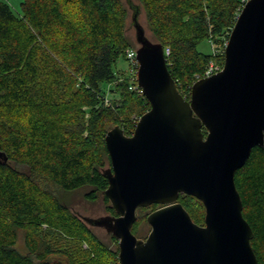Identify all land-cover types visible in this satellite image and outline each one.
Listing matches in <instances>:
<instances>
[{
	"label": "trees",
	"instance_id": "obj_1",
	"mask_svg": "<svg viewBox=\"0 0 264 264\" xmlns=\"http://www.w3.org/2000/svg\"><path fill=\"white\" fill-rule=\"evenodd\" d=\"M134 1L154 42L169 50L168 72L188 100L209 63L222 67L247 0ZM20 10L0 0V264H119L114 237L111 247L100 241L65 198L77 191L89 202L101 196L114 215L103 194L104 138L114 126L130 136L149 110L129 90L131 76L115 72L134 50L129 10L123 0H22ZM202 41L211 55L197 50ZM234 182L252 250L264 264V147L252 149ZM178 203L203 224L198 200L182 195ZM138 220L132 233L140 238ZM21 234L24 253L15 247Z\"/></svg>",
	"mask_w": 264,
	"mask_h": 264
},
{
	"label": "water",
	"instance_id": "obj_2",
	"mask_svg": "<svg viewBox=\"0 0 264 264\" xmlns=\"http://www.w3.org/2000/svg\"><path fill=\"white\" fill-rule=\"evenodd\" d=\"M127 5L137 86L149 110L130 136L118 126L105 135L103 194L114 215L80 219L114 237L119 264H258L234 176L253 148L264 147V0L243 4L221 70L196 80L188 100L168 72L163 46L139 23L141 9ZM182 195L202 204V226L178 203ZM153 205L160 208L146 215L150 231L140 239L132 233L138 210Z\"/></svg>",
	"mask_w": 264,
	"mask_h": 264
},
{
	"label": "rangeland",
	"instance_id": "obj_3",
	"mask_svg": "<svg viewBox=\"0 0 264 264\" xmlns=\"http://www.w3.org/2000/svg\"><path fill=\"white\" fill-rule=\"evenodd\" d=\"M5 1L9 4V6L13 9V11L17 14H19L21 12L20 10V3L22 2V0H2ZM123 2L126 4L127 8V0H123ZM131 2L135 5V1L131 0ZM129 10V16H128V22H127V34L128 37L130 38V40L133 43V47L134 49H136V44L134 42V31L130 25V21H131V15H132V11L128 8ZM139 23L142 25V27L145 30L146 36L152 41L154 42V39H152L149 31L146 28V22H145V17H144V13L141 10L140 15H139V19H138ZM197 50L205 55H211L213 53V47L212 45L207 42V41H202L198 46H197ZM132 64L129 63V61H126L122 58H120L117 63H116V67H115V72L117 71L118 73L121 74H126V75H131L132 74ZM107 166H105L104 168H107ZM84 191H77L74 193H71L69 196H67L65 198V201L67 202V206L69 207V209L79 218L83 219V218H87V219H96V218H100V217H104L107 215H110V213L107 212L106 208L108 206V204H105L103 202V200L101 199V196H99L95 201L93 202H89L86 199H84L83 197ZM149 212H145V213H139L138 214V230L141 233V237L140 239L145 238L149 231L150 228L148 227L147 223L144 220V215L148 214ZM94 234L96 235V237L102 241L104 244H107L109 247H111V243H110V236H108L103 230L101 229H93ZM16 249L21 252L24 253V243H23V237L22 234L18 237V240L16 242Z\"/></svg>",
	"mask_w": 264,
	"mask_h": 264
},
{
	"label": "built area",
	"instance_id": "obj_4",
	"mask_svg": "<svg viewBox=\"0 0 264 264\" xmlns=\"http://www.w3.org/2000/svg\"><path fill=\"white\" fill-rule=\"evenodd\" d=\"M164 53H165V57L168 55L169 50L168 49H164ZM125 57L126 59L129 61L130 64H132V68H133V72L130 75L131 76V81L133 82V84H131V86L129 87V90H133L136 91L139 95L143 96L142 90L137 86V81H136V72H137V62L135 60V49H129L125 52ZM222 68V67H221ZM221 68L214 64V63H209V65L207 66L204 75L202 78L204 77H209L217 72H219L221 70Z\"/></svg>",
	"mask_w": 264,
	"mask_h": 264
},
{
	"label": "flooded vegetation",
	"instance_id": "obj_5",
	"mask_svg": "<svg viewBox=\"0 0 264 264\" xmlns=\"http://www.w3.org/2000/svg\"><path fill=\"white\" fill-rule=\"evenodd\" d=\"M153 206H155V209L154 210H149V211H146V212H153V211H155V210H157V209H159L160 208V206H158V205H153ZM151 207V206H150ZM149 207V208H150ZM149 208H145V209H149ZM203 225V224H202ZM202 225H199V226H202ZM149 227V226H148ZM146 238V237H145ZM145 238H143V239H145Z\"/></svg>",
	"mask_w": 264,
	"mask_h": 264
},
{
	"label": "crops",
	"instance_id": "obj_6",
	"mask_svg": "<svg viewBox=\"0 0 264 264\" xmlns=\"http://www.w3.org/2000/svg\"><path fill=\"white\" fill-rule=\"evenodd\" d=\"M9 1V0H8Z\"/></svg>",
	"mask_w": 264,
	"mask_h": 264
}]
</instances>
